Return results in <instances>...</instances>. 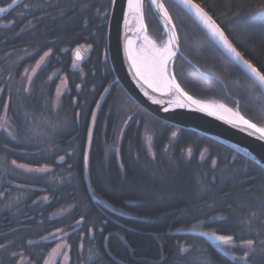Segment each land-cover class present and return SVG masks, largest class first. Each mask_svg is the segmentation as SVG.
Segmentation results:
<instances>
[{"label": "trees", "instance_id": "1", "mask_svg": "<svg viewBox=\"0 0 264 264\" xmlns=\"http://www.w3.org/2000/svg\"><path fill=\"white\" fill-rule=\"evenodd\" d=\"M12 1L0 0V8ZM162 1L177 32L173 74L181 88L264 126V95L254 81ZM194 1L264 72V0ZM109 8L110 0H19L0 15V264L20 256L42 264L57 230L67 264H201L203 257L264 264V169L153 116L123 90L106 55ZM143 18L147 33L163 41L145 0ZM77 46L86 54L75 63ZM46 51L27 83L24 69ZM61 76L66 88L52 109ZM196 230L233 242L211 244ZM247 240L255 250L245 258Z\"/></svg>", "mask_w": 264, "mask_h": 264}, {"label": "water", "instance_id": "2", "mask_svg": "<svg viewBox=\"0 0 264 264\" xmlns=\"http://www.w3.org/2000/svg\"><path fill=\"white\" fill-rule=\"evenodd\" d=\"M17 1L19 0H13L8 7L12 6ZM145 1L149 4L151 11L157 18L164 31V46L169 42L171 38H174L172 39L171 49L175 52V55L168 60L166 71L168 79L174 80V82L178 84L173 74L174 61L180 54L178 37L174 23L168 11L167 13L170 19L165 18L164 12L161 9L157 8L154 5H151L150 0ZM169 1H171L187 16H189L210 39V41L222 52V54H224L233 64H235L249 78L254 81V83L258 86V88L264 95V88H261L259 86L256 78L251 73V71L232 53H230L217 37H214L209 32L208 28H206L205 25L197 18L191 7L181 3L180 0ZM157 2L159 4H163L164 9H166L162 0H157ZM193 2L198 4L194 0ZM143 4L144 0H142L141 16L134 10L129 9L128 0H110V8L106 24L105 42L106 55L115 81L119 83L123 90L137 104H139L144 110H146L153 116L171 125L189 129L201 135L214 139L231 148L235 152L245 156L264 169V140L260 139L259 134H256L253 129L248 128L242 122H237L236 117L225 116L210 109L202 102L211 101L192 97L187 92H185L180 85L179 86L183 90V93H186L187 96H191L197 103L188 101L187 96H184L183 93H179L176 91L168 92L166 90L155 91L152 87H149V85L145 83V81L141 79V77L137 74V67L133 62V53H135V46L139 41H141L143 35H146L149 38L143 18ZM8 7L2 8L4 10L0 11V15L5 12ZM204 11L207 12L205 9ZM208 15L211 16L209 13ZM215 23L219 25L216 21ZM219 27L223 31L220 25ZM223 33L227 37L224 31ZM228 40L231 42L229 38ZM231 44L236 48V46L232 42ZM236 50L239 52L237 48ZM77 53H79V56H77ZM72 55L76 60H80L83 57L78 49H74ZM241 56L244 60H247L242 54ZM179 104H183L184 106L181 107L179 106ZM228 109H230L235 114L238 113L236 109H231L229 107ZM239 115L241 114L239 113ZM245 119L248 120L247 118ZM85 182L87 191L89 194H91L86 176ZM191 232L202 236L211 244L221 243L214 238L212 232H206L203 230H196Z\"/></svg>", "mask_w": 264, "mask_h": 264}, {"label": "snow or ice", "instance_id": "3", "mask_svg": "<svg viewBox=\"0 0 264 264\" xmlns=\"http://www.w3.org/2000/svg\"><path fill=\"white\" fill-rule=\"evenodd\" d=\"M181 3L191 7L197 16V18L205 25L206 28H208L209 32L214 36L217 37L221 43L224 45V47L232 53L238 60H240L254 75L256 78L259 86L261 88H264V72L259 71L252 63H250L247 60H244L241 56L240 52L236 50L235 47L231 44V42L228 40V38L224 35L223 31L220 29L219 25L215 23V21L212 19L211 16L208 15L207 12L204 11L202 7H200L199 4H196L193 2V0H180ZM150 4L156 6L157 8L161 9L164 12V16L166 19H170L168 17L167 10L164 9L163 4H159L157 0H150ZM128 6L130 10H134L138 14L142 16V0H128ZM4 9H0V11H3ZM264 22V21H262ZM172 39L169 40L167 44L161 49H155L154 48V55L151 59V63L147 68V71H143V61L141 63L137 64V74L149 85V87H152L155 91H176L179 93H183V90L180 88L179 84H176L174 80H169L167 77V71L166 66L168 63V60L175 55V52L172 51L171 45H172ZM47 55V53L45 54ZM77 56H79V53H77ZM43 59V57L41 58ZM184 96H187L186 93H183ZM187 100L191 101L192 103H197L193 100L191 96H187ZM179 106L183 107V104H179ZM231 111V110H229ZM237 115V122H242L245 126L248 128H251L255 131L256 134H259V138L264 140V127L257 126V124L250 122L249 120H246L243 116ZM0 127H3V125H0ZM9 135L11 133L9 132ZM175 135V134H173ZM14 163V162H13ZM214 238L218 241H220L222 244H229L233 242L232 236H223V235H216L215 233L212 234ZM261 243H264L262 241ZM242 244L248 249V251H245L244 257H248L250 252H253L255 250L254 248V242L252 240L242 241ZM181 252H186L187 249L184 247H181ZM92 257H90L91 259ZM201 264H207V257L201 258Z\"/></svg>", "mask_w": 264, "mask_h": 264}, {"label": "rangeland", "instance_id": "4", "mask_svg": "<svg viewBox=\"0 0 264 264\" xmlns=\"http://www.w3.org/2000/svg\"><path fill=\"white\" fill-rule=\"evenodd\" d=\"M166 10H167V8H166ZM149 39L152 41V43L154 45V48H157V49L163 48L164 40L160 41V42H156L154 40V38L151 37L150 35H149ZM140 48L144 49V47L141 46V41H139L136 44L135 51L137 50V52H138ZM74 49H78L82 54H84V52L86 53V47H84V46H77V47L73 48V50ZM46 53L48 55V51L44 52L34 63H32L31 65L26 66V68L24 69L23 77H24V79H25V81L27 83L31 80V78H32L33 74L35 73V71L38 69V67L42 64V62L47 57V55H45ZM139 53H140V51H139ZM42 57H43V59H41ZM73 60H74L75 63L78 62L76 59H73ZM55 73L56 72L52 73L51 76H53ZM65 88H66V80H65L64 76H61V78L58 80L56 88H55V92H54V96H53V100H52V109H56L57 108L59 97H60L61 93L65 90ZM209 101H211L213 103H218V101L216 102L215 100H211V99ZM3 121H4L3 124H5V126L6 125L8 126V122H6L5 120H3ZM1 124H2V122H1ZM145 141H146L147 148L150 150V136L148 134L145 135ZM18 166L20 168H23V169H26V170H29L28 168H30V167H28L26 165H23V164H19ZM52 236H53L52 237L53 241H55V243L46 252V254H45L44 258H43V263L42 264H55V263L56 264L57 263L58 264H67V261H68V245L66 244V242H65V240L63 238L64 233L60 232V230H57V231L53 232ZM230 244L231 243L223 244V246H227V245H230ZM16 264H32V263H30L26 257L20 256L18 258Z\"/></svg>", "mask_w": 264, "mask_h": 264}, {"label": "bare ground", "instance_id": "5", "mask_svg": "<svg viewBox=\"0 0 264 264\" xmlns=\"http://www.w3.org/2000/svg\"><path fill=\"white\" fill-rule=\"evenodd\" d=\"M141 46L144 47V49L140 48L139 51L137 52V50L135 51L134 56H133V62L135 63V66L139 63H141V61H143V71H147L148 66L151 63V59L154 55V45L152 43V41L146 36L143 35L142 39H141ZM157 49V48H155ZM145 50V51H144ZM149 51V52H148ZM204 103L207 107H209L210 109L216 111L219 114L225 115V116H229V117H236V114L232 111H229L230 109H228L227 106L221 104L220 102L218 103H213V102H202Z\"/></svg>", "mask_w": 264, "mask_h": 264}, {"label": "flooded vegetation", "instance_id": "6", "mask_svg": "<svg viewBox=\"0 0 264 264\" xmlns=\"http://www.w3.org/2000/svg\"><path fill=\"white\" fill-rule=\"evenodd\" d=\"M72 52H73V50H72ZM79 52H80V51H79ZM80 53H81V52H80ZM81 54H82V53H81ZM85 54H86L85 52H84V54H82L83 57L85 56ZM72 57H73V55H72ZM83 57H82V58H83ZM82 58H81V59H82ZM73 59H74V58H73ZM81 59H80V60H81ZM80 60H77V61H80ZM51 235H52V234H51ZM42 263H43V262H42ZM55 264H56V263H55Z\"/></svg>", "mask_w": 264, "mask_h": 264}]
</instances>
